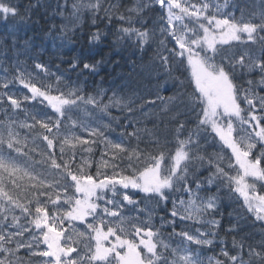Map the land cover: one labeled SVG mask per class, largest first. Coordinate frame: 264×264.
Returning <instances> with one entry per match:
<instances>
[{
  "label": "snow or ice",
  "instance_id": "snow-or-ice-1",
  "mask_svg": "<svg viewBox=\"0 0 264 264\" xmlns=\"http://www.w3.org/2000/svg\"><path fill=\"white\" fill-rule=\"evenodd\" d=\"M38 6H43L41 0L25 6V15L30 17ZM213 7L216 13L211 12ZM85 11L92 14L93 23L103 12V19H107L109 24L113 21L127 24V27L117 29V43L122 38L134 36L141 48L151 47L158 29L160 36L165 38L159 41L155 53L162 67L171 65L177 57L181 65L187 60L196 91L184 101L185 111L177 113L175 155L171 154L166 143L161 144L159 140L149 141L154 144L152 151L155 154L139 148L143 135L151 137L153 134L146 128L138 127L139 120L130 118L135 115V101L114 94L105 103L102 92L84 95L81 88H71L59 76L56 77L60 82L56 88L60 95L57 96L42 91L29 81L25 86L30 87L32 96L23 99L29 101L43 97L54 110V115L49 116L45 112L37 114L40 119L26 117L32 119L31 124H16L11 119L0 121V264H35L36 261L39 264H264V95L259 94L264 92V36L254 35L264 33V0L259 15L250 14L247 22L243 13L239 20L234 16L227 18L226 13L225 18H218L220 6L211 0H197L195 4L191 0H133L130 5L113 4L108 0H85L73 2L70 8L68 0L63 3L58 0L53 14L74 21ZM156 11L160 13L159 20L149 28L142 17ZM0 13L4 14L5 19L9 14L13 17L21 15L19 6L4 0H0ZM135 24H140V27H135ZM68 31L67 25L51 24L47 34L55 39V34L59 33L61 39H67ZM238 33H247L248 39L253 42L258 39L262 46L259 56L225 52L224 45L229 40L241 39ZM101 35L99 31L92 33L91 42L98 43ZM169 42H174L177 47L169 50ZM22 47L27 49L28 42L25 41ZM165 52L168 55H164ZM77 65L78 61L71 67L76 68ZM96 67V64H83L84 69L92 72L96 71ZM34 68L48 76L54 75L42 63L36 62ZM238 70H247L249 74L258 72L260 79L248 80L247 87H244L235 83L241 78ZM3 71L7 74L9 69L4 68ZM15 71L20 75L14 79L25 84L26 75L19 61ZM167 75L171 77V71ZM9 83L5 81L0 87L6 90ZM61 86L68 91H62ZM5 97L13 110L20 108L21 101L7 91L0 95V107ZM156 98L165 105L177 99L163 98L158 94ZM241 103L248 107L242 109ZM82 106L87 112L88 122L79 117L72 120L68 113ZM111 107H118L122 111L126 109L125 119L128 123L123 127L133 129L131 132L122 131L118 142L106 135L111 131V122L118 118L109 115L110 122L106 124L92 115L108 114ZM180 115L189 118L179 120ZM193 115L195 119L190 118ZM5 116H8L7 109ZM66 121L78 125L87 136L73 135L70 139ZM188 125H194L195 130L188 128ZM37 126L47 133L42 137L32 135L31 139L32 145L37 142L44 144V150L40 153L42 165L46 166L43 173L36 172L35 162L29 163L35 147H29L28 138L21 139L16 131L18 127H23L32 134ZM62 129L64 135H61ZM185 132L187 138L179 139ZM209 135L213 136L211 143L207 139ZM217 139L223 148L230 150L229 157L207 152L205 145L214 146ZM133 140L136 141L135 147ZM101 144V161L96 165L95 174H90L85 169L91 168L93 162L85 159L84 153L95 155L94 149ZM201 169L208 174L202 176ZM25 178L35 183L26 194L28 202L21 203L17 194L5 190V187L9 181L15 189L27 187L20 184ZM129 190H139L145 194V198L156 199L158 204H166L175 196L170 212L172 219L166 223L173 228L172 234L181 238L183 246L173 248L164 243L160 238L163 235L160 229L139 218H133L135 223L128 220L130 227L126 230L121 212L124 202L133 207L138 203L129 195ZM222 191L229 198L235 197V202L239 204L235 214L229 213V227L225 231L239 234L245 226L255 231L240 236L239 240L233 237L230 249L221 248L219 255L223 259L214 256L208 257L205 262L189 245H213L214 239L209 237L218 236L217 230L221 227V221L215 217L221 215L223 218L220 212ZM33 192L36 194L34 197ZM33 199L36 204L34 213ZM49 205L57 211L61 208L64 211L49 216ZM16 209L20 210L25 223H20V217L14 214ZM193 212L197 214L196 217ZM9 213L12 215L9 216ZM205 215L212 217L201 221L202 226H207V231L197 229L194 234L185 230L175 232L177 222L183 223ZM33 216L34 219H28ZM249 216L253 218L251 224H247ZM89 217L92 222H88ZM233 220L235 223H232ZM65 221L69 224L68 229L63 227ZM76 221L87 224L79 236L89 241L79 251L72 246L78 243L72 240ZM35 230L39 231V235H33ZM25 233L31 239L25 240ZM257 235L259 240L254 238ZM110 236L115 238V243L111 247H104L102 241ZM124 236H132V239H125ZM137 237L139 244L146 249L143 255L137 250ZM92 239L96 241L95 248L90 243ZM41 243L47 247L37 251ZM124 247L128 248V253L121 255L117 249ZM21 249L28 253L27 259L19 255ZM81 251H84V255H81Z\"/></svg>",
  "mask_w": 264,
  "mask_h": 264
},
{
  "label": "trees",
  "instance_id": "trees-1",
  "mask_svg": "<svg viewBox=\"0 0 264 264\" xmlns=\"http://www.w3.org/2000/svg\"><path fill=\"white\" fill-rule=\"evenodd\" d=\"M4 2H10L13 5L19 6L21 15L13 17L9 14L7 19H5L4 14L0 13V73L3 75V82L8 81L12 85L21 84L19 79H14V77L20 75V72L15 71L17 61H19L21 70L25 72V75L33 74L36 71V77L41 78L37 73V69L34 68V64L39 62L44 64L54 76H47V79L41 78L37 80L35 84L37 87L41 88L42 91L49 92L51 95H60V93L56 91L60 83L56 80V77L59 76L61 80L71 88H81L83 90L82 94L84 95H96L98 92H102L105 103H108V98L112 97L114 94L117 97L133 100L135 101L134 108L136 111L134 117L130 118L139 120L140 124L138 127L141 129L146 128L153 134L151 137L147 134L143 135L139 148L147 153L155 154L152 151L154 144L149 141L159 140L161 144L166 143L167 148L171 150V154L175 155L177 138L174 130L177 127L175 122L177 113H183L185 111L184 101L188 97H191L192 93L196 91V86L192 77L191 67L188 65L186 59L182 65L179 64L180 58L177 57L171 65L165 67L161 66V62L156 57L155 53L158 49L159 41L165 38L160 36L158 29L156 32V39L152 42L151 47L141 48L137 44L136 37L134 36L131 38H122L120 42L117 43V29L120 27H127L128 25H122L118 21H113L112 24H109L107 19H103V12L99 13V18L96 19L95 23H93L92 14L87 11H85L78 20L69 21L68 19H61L60 16H55L53 14V11L56 10L58 0H41L43 6H38L33 9L29 17L25 15V6L30 3H35L36 0H4ZM59 2L63 3L64 0H59ZM73 2L81 3L85 2V0H68L69 8ZM108 2L130 5L133 0H108ZM229 4L230 7L235 8L236 14L238 13L240 17L243 13L245 22H247V17L250 14L255 13L259 15L262 0H228V5ZM117 15H119V13H117ZM159 16L160 13L158 11L154 13L148 12L142 19L148 22L149 28H152L153 23L159 20ZM51 24H56L58 26L62 24L67 25L69 31L66 33V36L68 38L61 39L59 33L55 34V39L53 36L48 35V29ZM134 26L140 27V24H135ZM97 31L102 34L101 40L98 43L91 42V34ZM258 36H264V33H257V37ZM244 38L246 40H244ZM242 40L245 42L246 46H253V48L244 50L245 48L240 49L238 47L244 44L230 43L224 45V49L233 50L231 53H248L253 56L260 55L262 46L258 39L256 42H253L249 40L248 36L245 34ZM25 41L28 42L27 49L22 47ZM174 47H177L174 42L167 43V48L169 50ZM164 55H168V53L165 52ZM77 61V67L72 68L71 65ZM84 63L96 64V71L92 72L84 69ZM4 68L9 69L7 74L4 73ZM168 71H171V77L167 75ZM237 74L241 76V78L236 80L235 83L244 87H247L246 82L248 80L258 81L260 79L258 72L249 74L247 70H243L242 72L238 70ZM165 87L166 89L163 90ZM27 89L29 90L30 87H27ZM61 90L68 91V89H64L62 86ZM257 91L259 92V89ZM22 94L18 92L16 99L21 101L20 107L27 115L31 114L36 119H40V116L37 115L38 113L42 114L46 112L49 116L54 115V110L46 100H43V97H38L36 100L25 101ZM157 94L163 98L174 97L177 99L174 100V103L165 105L157 100ZM259 94L264 95V92H259ZM197 95H199L198 92ZM26 96H28V94H26ZM39 101H43V103ZM151 101H155V103H150ZM33 103H35L36 108L30 109ZM247 107L246 104L241 103V108ZM5 109L8 111L7 117L5 116ZM15 110L10 107V102L5 101L3 106L0 107V121L9 119ZM197 111H199V109H197ZM68 115L71 116L72 120H77L79 117L84 118L85 122H88L87 112L83 106L78 110L68 113ZM92 115L94 119H102L103 123L106 124L110 122L109 115L118 118L117 121L111 122V131L106 133L113 141L118 142V138L122 131L126 130L131 132L133 130L132 128L125 129L123 127L128 123V120L125 119L127 116L126 109L122 111L118 107H111L108 114L94 113ZM186 118L189 117H185L184 115L178 117L179 120H184ZM190 118L195 119L194 115ZM65 123L68 125L69 131L67 135L70 139L73 135L83 134L87 136V133H83L78 125H73L71 121H66ZM27 124H29V121ZM188 128L195 130L194 125H188ZM16 131L19 133L21 139L24 137L28 138L29 147H35V152L32 154L29 163L35 162L36 172L43 173L46 166L42 165L43 158L40 153L44 150V144L37 142L36 145H32L31 139L32 135H40L42 137L47 133L39 129L38 126L32 134H29V129L23 127H18ZM64 134L62 129L61 135ZM186 138L187 132L179 137V139ZM207 139L209 143H211L213 136L209 135ZM201 144H204L203 140ZM132 145L133 147L136 146L135 140L132 141ZM205 147L209 154H219L222 157H229L231 155L230 150L223 148L218 139L214 146L205 145ZM102 149L103 145L101 144L94 149L95 155L89 156L88 153H84V158L90 159L93 162L91 168L85 169L90 174H95L96 172V165L101 161L100 153ZM25 151H27V149H25ZM12 155L15 156L16 154L13 152ZM67 158L66 156L65 159ZM105 159H107V157H105ZM20 164L22 167L24 166L23 161H21ZM108 171H110V169ZM207 174V172L201 169L202 176H206ZM249 182H251V178H249ZM34 183L35 181H28L27 178H25L20 181V184L27 185V187L15 189V186L9 181L6 183L5 190H12L13 194H17L21 203H27L26 194ZM214 191L215 189H213V192ZM259 191V184H257V192ZM35 195L36 194L33 192L32 197ZM129 195H131L135 201H138V203L133 207V205L124 202L125 206L121 209V212L124 214L123 217L125 219L132 218L133 223H135V219L133 218H139L150 222L163 233L160 238L164 243L169 244L173 248L183 246L181 244V238L172 234L173 228L166 223L167 220L172 219L170 212L172 209V199H175V196L170 198L166 204L163 202L158 204L156 199L145 198V194L139 190H129ZM201 195L206 194L201 193ZM220 195L222 200L220 212L223 218H221V215L215 217V219L221 221V227L217 230L218 236L215 238L209 237L214 239L213 245H189L201 255V258L204 259L205 262L208 257L215 256L219 259H223V257L219 255L221 248L230 249L233 237L239 240L240 236L255 231L247 226H245L243 232L239 234L225 231V229L229 227V213L235 214V209L239 207V204L235 202V197L229 198L223 191ZM32 197H28V199ZM183 198L187 199V196ZM53 199H55L54 196ZM240 200L242 202V198H240ZM35 207L36 204L33 199V213ZM60 212V209L57 211L53 209L51 205L48 206L49 216L53 214L59 215ZM14 214L20 217V223H25V218L21 216L19 209H16ZM11 215L12 213H9V216ZM193 215L194 217L197 216L195 212H193ZM41 216H43V214H41ZM162 217L165 219L162 220ZM34 218L33 216L28 219ZM211 218L212 217L205 215L183 223L177 222L175 232L179 233L181 230H185L190 231V234H194L197 229L201 232H205L207 231V226H202L201 221ZM252 220L253 218L249 216L247 224H251ZM232 223H235V221L233 220ZM162 225L163 227H161ZM65 226L66 224L63 225V227ZM258 227L259 226H257V228ZM36 232L37 230H35L33 234H36ZM170 234H172L171 238H169ZM28 237L29 235L25 233V239ZM254 238L256 240L260 239L258 235ZM62 239L63 237L61 241ZM136 239V244H139V237ZM124 248L121 251L118 249L121 255H123ZM138 249L141 250L142 254L146 251L144 246L141 248L139 245ZM19 255L26 259L28 257V253L23 249L20 250ZM35 264H39V262L36 261Z\"/></svg>",
  "mask_w": 264,
  "mask_h": 264
},
{
  "label": "rangeland",
  "instance_id": "rangeland-1",
  "mask_svg": "<svg viewBox=\"0 0 264 264\" xmlns=\"http://www.w3.org/2000/svg\"><path fill=\"white\" fill-rule=\"evenodd\" d=\"M182 2H183V0H182ZM191 2L193 3L192 0H191ZM218 5L220 6V10H222L223 9V5L221 3H218ZM211 10H216V8L213 7ZM218 17L220 18L221 16H218ZM217 38H219V33H217ZM230 41H234V40H229V42ZM242 109H246V108H242ZM65 222H67V221H65ZM88 222H92L91 221V217L88 218ZM74 224H75V227L73 228V231H72V240L77 241L78 242L77 244L81 245V248L77 249L79 251L80 249H84V245L87 243V242L82 240V237L79 236V233L83 232L85 230V228L87 227V224L85 226H82L80 224V221H76V222H74ZM126 225L127 224L124 223V227L127 230L128 228H127ZM68 228H69V224H67L66 229H68ZM44 249H45L44 247H39V249H36V250L40 251V250H44ZM85 251H86V249H85ZM81 255H84V251H81Z\"/></svg>",
  "mask_w": 264,
  "mask_h": 264
}]
</instances>
